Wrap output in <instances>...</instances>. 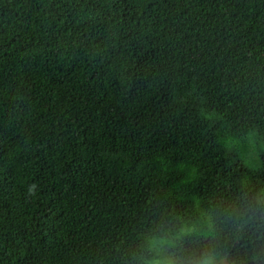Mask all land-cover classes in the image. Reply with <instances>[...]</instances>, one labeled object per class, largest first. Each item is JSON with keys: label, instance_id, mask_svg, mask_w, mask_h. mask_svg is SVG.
<instances>
[{"label": "trees", "instance_id": "1", "mask_svg": "<svg viewBox=\"0 0 264 264\" xmlns=\"http://www.w3.org/2000/svg\"><path fill=\"white\" fill-rule=\"evenodd\" d=\"M258 201L264 0H0V264H135L197 220L264 264Z\"/></svg>", "mask_w": 264, "mask_h": 264}, {"label": "clouds", "instance_id": "2", "mask_svg": "<svg viewBox=\"0 0 264 264\" xmlns=\"http://www.w3.org/2000/svg\"><path fill=\"white\" fill-rule=\"evenodd\" d=\"M252 219L249 214L246 220L238 223L236 231L242 233ZM198 236L210 242L214 241L217 237L215 225L210 220L181 223L169 237L156 236L152 240L145 238L146 246H142L140 254L134 253L131 260L135 261V264H232L227 252L214 247L196 251L200 243ZM189 238H193L191 252L185 244Z\"/></svg>", "mask_w": 264, "mask_h": 264}]
</instances>
